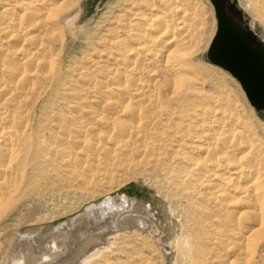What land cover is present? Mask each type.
Returning a JSON list of instances; mask_svg holds the SVG:
<instances>
[{
	"label": "bare ground",
	"instance_id": "6f19581e",
	"mask_svg": "<svg viewBox=\"0 0 264 264\" xmlns=\"http://www.w3.org/2000/svg\"><path fill=\"white\" fill-rule=\"evenodd\" d=\"M245 1L264 23V0ZM75 8L76 0H0V225L56 162L73 176L91 157L103 187L116 163L160 167L185 203L191 237L232 245L230 264H264V133L212 68L196 69L204 22L194 1L117 0L73 66L65 48ZM127 204L108 197L79 219L135 225L138 217L121 220ZM72 225L44 239L15 236L0 264H153L145 243L90 250V237L73 242Z\"/></svg>",
	"mask_w": 264,
	"mask_h": 264
},
{
	"label": "rangeland",
	"instance_id": "374dc122",
	"mask_svg": "<svg viewBox=\"0 0 264 264\" xmlns=\"http://www.w3.org/2000/svg\"><path fill=\"white\" fill-rule=\"evenodd\" d=\"M116 1L76 0V8L73 12L76 14L75 24L72 25L67 21L70 29L67 38L70 44L65 48L68 57L66 64L75 63L74 66L76 62L83 61L84 52L88 46L87 39H94L95 33L101 30L103 24L114 14L115 9L113 8ZM188 1L191 2V0H184L187 4ZM193 1L197 14L203 17L204 22L203 41L192 58L196 69L206 76L208 68H212L214 78L218 80V83L227 84L231 89V94L238 97L249 113L251 112L250 107L254 110L257 118H252L259 131L264 133L262 130L264 109L257 111L248 100L238 79L228 70L213 64L207 58V49L216 31V16L211 0ZM236 2L246 13L250 28L264 42V23L246 10L249 5L245 0H236ZM92 161L90 157L87 170H80L73 176L67 174L56 162L47 173H41L42 176L37 178L39 188L33 195L24 197L22 203L10 207V216L0 225V263L10 246V240L15 236L32 232V235L37 234L36 236L40 238H49L56 228L67 224L70 226L74 222L70 237L73 238L74 243L79 237H90L86 240L87 242L89 239L93 241L90 250L97 246L105 247L111 242H116L114 246L121 247L120 243L125 241L126 245L145 243L141 246L148 252L145 251L146 255H152L153 264H200L201 253L206 255L205 264L219 262L230 264L233 259L231 254L234 247L232 245L230 249H227L226 245L208 248L206 237L190 236L192 223L185 203L178 196L176 186L168 180L165 171L160 167L150 170L142 165L116 163L115 175L111 180L113 183L109 187H103V182H98L97 178L104 176L97 170L91 171ZM87 182L92 183L90 186H95L86 189ZM30 186L32 189V185ZM110 196L117 204H121L124 200L128 203L127 208L121 213V220L130 215L133 218L138 217L142 222L136 221L135 225H128L130 223L126 222L128 224H122L121 227L117 224L103 228L105 220H101L97 225L98 223L93 219H82V221L79 219L87 213L88 207L101 204L108 197L111 198ZM106 220L108 223L111 221L108 216ZM92 228H96L97 231H90ZM211 238L214 243H219L221 239V237ZM188 240V243L193 245L191 249L185 245ZM197 248L200 249L198 254ZM217 255L223 256L218 259L215 257Z\"/></svg>",
	"mask_w": 264,
	"mask_h": 264
},
{
	"label": "water",
	"instance_id": "95a60500",
	"mask_svg": "<svg viewBox=\"0 0 264 264\" xmlns=\"http://www.w3.org/2000/svg\"><path fill=\"white\" fill-rule=\"evenodd\" d=\"M216 31L207 58L238 79L250 103L264 109V42L247 23L236 0H211Z\"/></svg>",
	"mask_w": 264,
	"mask_h": 264
}]
</instances>
